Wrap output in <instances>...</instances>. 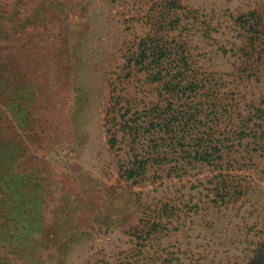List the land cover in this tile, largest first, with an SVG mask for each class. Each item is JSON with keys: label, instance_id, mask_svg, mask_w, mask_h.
<instances>
[{"label": "rangeland", "instance_id": "rangeland-1", "mask_svg": "<svg viewBox=\"0 0 264 264\" xmlns=\"http://www.w3.org/2000/svg\"><path fill=\"white\" fill-rule=\"evenodd\" d=\"M166 1L0 0V16L16 21L0 39V160L17 156V171L38 182L44 220L13 264H264V151L252 138L264 69L235 77L242 38L233 20L264 0H178L196 18L181 15L169 37L185 41L200 75L215 82L221 159L180 176L150 167L137 183L119 175L129 139L118 131L110 148L106 118L116 99L119 111L163 103L145 71L127 76V60ZM13 203L0 197V207ZM164 205L177 208L168 230L138 254L131 227Z\"/></svg>", "mask_w": 264, "mask_h": 264}, {"label": "trees", "instance_id": "trees-1", "mask_svg": "<svg viewBox=\"0 0 264 264\" xmlns=\"http://www.w3.org/2000/svg\"><path fill=\"white\" fill-rule=\"evenodd\" d=\"M195 12L186 9L178 0H167L159 20L152 25L150 32L136 41L128 57L127 76L132 68L139 67L145 71L149 82L160 84L159 94L163 103L156 102L141 110L125 105L119 111L117 105L120 101L116 99L110 109L111 116L105 122L110 148L117 145L118 131L129 139L126 159L118 163L119 175L126 181H141L149 168L155 166L157 169L168 166L169 175L180 176L189 167L212 165L222 157L226 147L221 131L224 119L222 111L217 110L220 104L215 82L212 77L200 75L185 41L169 37L170 32L181 25V15L186 13L196 18ZM233 20L242 38L236 49L235 77L240 80L258 77L264 69V7L237 14ZM14 24L16 21L12 15L6 21L0 16V39L8 38L7 32ZM203 24L204 35L208 36L210 29L205 22ZM253 110L257 128L252 131V138L259 150L264 151V107H254ZM114 124L119 127L111 132ZM246 135L243 130L239 133L240 138ZM144 136L148 137L145 145ZM11 157L14 163L9 161L4 165L0 160V168L8 174L7 178L5 175L0 177V197L12 195L14 198L13 204L0 207V264H10V258L13 264V259L31 248L32 233L44 223L40 205L42 189L30 178L31 175L17 171L18 157ZM221 182L222 188L228 187L231 192L230 185ZM217 193L222 199V192ZM174 208L164 205L154 220L142 221L131 227L138 254H142L148 241L168 230L167 224L174 215ZM260 248L264 252V243Z\"/></svg>", "mask_w": 264, "mask_h": 264}]
</instances>
